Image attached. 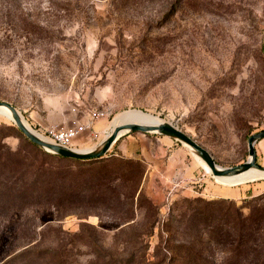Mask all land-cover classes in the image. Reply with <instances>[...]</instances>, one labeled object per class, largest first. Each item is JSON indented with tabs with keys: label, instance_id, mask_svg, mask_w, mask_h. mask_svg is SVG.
Segmentation results:
<instances>
[{
	"label": "rangeland",
	"instance_id": "1",
	"mask_svg": "<svg viewBox=\"0 0 264 264\" xmlns=\"http://www.w3.org/2000/svg\"><path fill=\"white\" fill-rule=\"evenodd\" d=\"M0 101L37 132L93 120L82 150L142 110L240 165L264 130V0H0ZM9 126L0 116L2 157L21 145ZM255 149L264 167V138ZM107 155L117 161L72 188L86 199L66 215L0 198V264H264V179L219 183L155 133L126 134Z\"/></svg>",
	"mask_w": 264,
	"mask_h": 264
},
{
	"label": "trees",
	"instance_id": "2",
	"mask_svg": "<svg viewBox=\"0 0 264 264\" xmlns=\"http://www.w3.org/2000/svg\"><path fill=\"white\" fill-rule=\"evenodd\" d=\"M8 128L21 138V145L16 151H9L5 157L0 152V166L3 165L2 159H6V170L0 172V198L6 203L14 201L20 203L21 207H27L46 201L56 211L66 215L76 205H83L77 202L86 199L85 196L74 199L72 188L86 190L85 183L93 182L95 172L104 170L117 161L107 154L93 159H74L51 154L33 144L19 129L10 126ZM72 167L79 168V172L70 171ZM59 168L69 170V174L65 173L68 177L64 178V194L57 191L55 177L60 175ZM38 176L42 177L40 182ZM79 181L84 183L79 184ZM98 192L102 198L113 202L114 196L110 195L109 190L99 189ZM201 214L202 211L198 209L194 216L199 217Z\"/></svg>",
	"mask_w": 264,
	"mask_h": 264
},
{
	"label": "water",
	"instance_id": "3",
	"mask_svg": "<svg viewBox=\"0 0 264 264\" xmlns=\"http://www.w3.org/2000/svg\"><path fill=\"white\" fill-rule=\"evenodd\" d=\"M0 107L8 110L12 116L17 128L35 145L51 154L59 155L67 158L74 159H93L105 156L114 144L124 135L143 132V133H155L161 136L171 138L183 146L188 148L195 156H198L211 170V174L214 179L237 177L251 169H256L261 173H264V167L257 163V153L255 144L264 138V130L256 134L251 135L248 138V159L236 166L222 167L219 166L213 157V155L195 139L189 136L187 133L176 127L174 124L164 121L153 125L144 124H124L114 127L111 132L93 149L80 152L75 149L66 148L57 144H54L48 140L43 139L37 132L30 130L24 121L20 112L12 104L0 101ZM33 129V128H32ZM264 179V178H263Z\"/></svg>",
	"mask_w": 264,
	"mask_h": 264
},
{
	"label": "bare ground",
	"instance_id": "4",
	"mask_svg": "<svg viewBox=\"0 0 264 264\" xmlns=\"http://www.w3.org/2000/svg\"><path fill=\"white\" fill-rule=\"evenodd\" d=\"M0 116L5 117L9 120H13L10 112L4 108H1V107H0ZM22 120L24 121L26 126L34 132V129H32V127L28 124V122L24 119L23 116H22ZM161 122H164V120L160 119L158 116H155L152 113L144 112L142 110H137V109H130V110H126V111H123V112L117 114L111 120L110 124H111V130H112L114 127L124 125V124L153 125V124H158ZM38 135H40V134H38ZM42 138L47 140L44 137H42ZM75 150L80 151V152H84V151H88L90 149L86 148V149L82 150V149L75 148ZM196 157L199 160V162L201 163L202 167L208 173L210 172V174H211V170L207 167V165L198 156H196ZM263 178H264V173H261L260 171H258L256 169H251L248 172H246L240 176H237V177H230V178L216 177L215 179L219 183H222V184L227 185V186H231V185L243 184L246 182H251V181H255V180H259V179H263Z\"/></svg>",
	"mask_w": 264,
	"mask_h": 264
},
{
	"label": "built area",
	"instance_id": "5",
	"mask_svg": "<svg viewBox=\"0 0 264 264\" xmlns=\"http://www.w3.org/2000/svg\"><path fill=\"white\" fill-rule=\"evenodd\" d=\"M93 125L94 121L89 120L74 125L53 126L44 131L38 130L40 132H36L54 144L75 149L74 141L84 133L93 130Z\"/></svg>",
	"mask_w": 264,
	"mask_h": 264
},
{
	"label": "crops",
	"instance_id": "6",
	"mask_svg": "<svg viewBox=\"0 0 264 264\" xmlns=\"http://www.w3.org/2000/svg\"><path fill=\"white\" fill-rule=\"evenodd\" d=\"M75 142V141H74Z\"/></svg>",
	"mask_w": 264,
	"mask_h": 264
}]
</instances>
